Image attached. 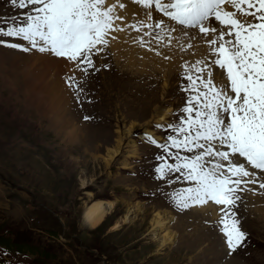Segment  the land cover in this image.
<instances>
[{"label": "rangeland", "instance_id": "rangeland-1", "mask_svg": "<svg viewBox=\"0 0 264 264\" xmlns=\"http://www.w3.org/2000/svg\"><path fill=\"white\" fill-rule=\"evenodd\" d=\"M6 13L0 0V17H11ZM112 48L96 57L99 70L85 86L100 97L89 106L100 119L89 123L82 122L75 93L61 77L63 59L12 51L0 57V242L22 247L24 264H212L232 258L237 261L225 264H264V201L255 204V196L240 204L241 228L248 236L231 254L219 231V216L210 221L200 215L203 206L178 214L166 204L161 206L166 213L159 211L160 202L136 204L135 191L143 183L119 176H128L124 171L137 169L147 155L149 148L140 138L139 145L136 135L161 122L162 110L185 104L181 87L187 81L184 70L177 69L159 74L150 90H136L131 82L143 84L142 79L121 67L128 58L122 50L117 57ZM16 57L26 58L23 69ZM43 57L57 64H44ZM120 142V152L110 159L109 150ZM98 202L114 208L91 227L85 211ZM158 211L164 216L154 224ZM201 219L209 222L207 228L198 225ZM167 232L174 237L162 245Z\"/></svg>", "mask_w": 264, "mask_h": 264}, {"label": "snow or ice", "instance_id": "snow-or-ice-1", "mask_svg": "<svg viewBox=\"0 0 264 264\" xmlns=\"http://www.w3.org/2000/svg\"><path fill=\"white\" fill-rule=\"evenodd\" d=\"M131 2L143 10V18L127 25L142 33L135 38L139 46L159 56L162 53L153 44L170 49L175 43L183 52L192 49L199 37L214 57L212 64L226 71L230 82L227 90L213 83V73L205 58L194 64L185 63L187 84L181 90L189 95L180 111L186 115L180 116L177 123L155 126L172 133L165 143L148 134L145 140L163 151V155L155 156L159 161L154 167L155 179L168 185L188 184L167 194L177 208L189 210L209 202L222 206L219 231L229 254L234 253L244 246L248 236L236 211L238 202H242L240 193L255 191L249 185L264 190V0ZM10 3L30 11L20 17H0L7 24L0 26V46L21 53L36 50L74 63L84 76L80 81L69 76L67 84L77 89L75 96L81 107L90 103L83 85L90 70H99L93 56L106 52L111 41L117 39L113 33L126 30L117 22L125 20L118 9H126L127 4L122 0L111 3L10 0ZM225 5H230L231 10ZM153 10L166 17L167 22L154 19ZM3 38H15L26 44ZM15 63L23 69L26 58L16 57ZM205 72L206 78L202 75ZM89 119L84 116V120ZM237 157L244 162L234 159ZM177 173L178 176L169 179Z\"/></svg>", "mask_w": 264, "mask_h": 264}, {"label": "bare ground", "instance_id": "bare-ground-1", "mask_svg": "<svg viewBox=\"0 0 264 264\" xmlns=\"http://www.w3.org/2000/svg\"><path fill=\"white\" fill-rule=\"evenodd\" d=\"M109 2L111 3V2H113V0H109ZM122 2H125L127 4V8L123 9V10L118 9V11L120 13L124 14L125 16L129 17L128 20H132L133 19L132 22H134V19H136V18H143V12L140 11L139 9H137L133 4H131L129 0H122ZM225 7H226L227 10H231L230 5H225ZM133 13H136L137 16L134 17ZM158 17H159V19H165L166 22H167V18L163 17L162 14H158ZM168 23H171V22H168ZM124 27L126 28L127 25L125 24ZM138 35H142V33H137L135 30L129 28L127 30V33H125L124 35H121L122 38H121V42L119 44H117L115 41L110 44V47H113L112 49H113L114 53L115 52L118 53L117 57L121 58L122 57L121 55H123V54H121V51L119 52V50H122V51H124L126 53V54L124 53L123 58H128V62H126L123 65L121 64V67L126 69V70H131V72L133 73L132 77H134V79H136V80L142 79V81H143L142 83L143 84H141L139 82V80L136 81V82H131L133 87L136 88V90H139V89H142L141 91L150 90L148 88V85L154 84L153 82H155V81H157V83H159L158 80H155V79H157L156 77L159 74H162L163 76L168 75V73L173 74L177 69H183L184 70L183 65L185 63L194 64L195 61L198 60V59L205 58L207 60V58H211L210 54L208 53V46L206 44L201 43V39L199 37L194 42V47L192 49H189V50L183 51V52L180 51V48L178 46H176L175 43H174L173 47L170 48V49L169 48L160 47V46H157V45L153 44V47H158L159 51L162 53V55L158 56V55L155 54V52H150L145 47L139 46V44L135 40V38ZM8 52H6L4 54L0 53V57H2L5 54H8ZM164 56H168V57H171V58L170 59H165ZM40 60H41V58H40ZM60 61H62V60H60ZM120 61H121V59H120ZM43 62H45L44 64H49L48 62H51V63L55 62L56 63L57 60H54L51 57L50 58L46 57V58H44ZM38 66H41V65H38ZM46 66H48V65H46ZM119 71H121L122 75H126L127 74V72H125L122 69L119 70ZM175 76L176 75H174L172 77V79H174ZM111 77L112 76H110V78ZM217 78L219 80H222L221 74L217 73ZM172 79L170 78V80H172ZM120 87H121L122 90L125 89V85L123 83L120 84ZM167 87H169V82L167 84ZM130 91L132 92V90H130ZM152 93L153 92L147 93L145 101H148L150 99V97L152 96ZM157 105H159V104H157ZM157 108H158V106H157ZM157 108H156V110H157ZM170 110L171 109H167V110H162V112H159L158 113L159 117H160V118H158L159 121H163L164 118L166 117L167 113ZM164 112H166V113L164 115H162ZM129 131H131V129H129ZM121 144L122 143L120 142L116 146L115 149L109 150V152L112 154V155H110V159H112V156H115V154L120 152ZM119 177H120L119 179H122L123 181H129L130 178H128V177H132L130 182H132L134 180L133 178H135L134 175H129V176L122 175V176H119ZM253 199L254 198H252V202H254L255 204L257 202L261 203V202L264 201V199L263 200H259V199H261L260 196H257L255 198L256 201L253 200ZM142 203L144 204V201H142V200H137L136 201V204L141 205ZM152 206H154V203H153V205H151V207ZM161 206L165 207V205H163V203L160 202V206L157 209L159 211H163V212L166 213V211H167L166 208L162 210ZM203 207L204 208H200L199 209L200 211H204V212H201L200 215H202V213H205L206 216L210 217V221H212V219L214 217L219 216V211L214 206H208V207L203 206ZM113 208H114L113 204L106 205L103 202H98V203H95V204L91 205L87 209V211H85L86 222L91 227H96L97 225H99L101 223V221L104 219L106 214H108ZM159 211L154 216V219H153L154 224L155 223H157V224L160 223L161 220L163 219L164 215L161 212H159ZM169 212H170V210H169ZM207 223H209L207 220L201 219V221L199 222L198 225L200 227H206L207 228ZM213 230H215V229H213ZM215 231L216 232L213 235L217 239L218 238V235H217L218 231L217 230H215ZM207 233H205V235H206V237H209V234H207ZM172 234L169 233V232L165 233L163 238H162L161 244L165 245L169 241H171L173 239V237H174ZM217 240L219 241V239H217ZM217 240H215V241L218 242ZM231 260L237 261V259H235V258L233 259L232 258V259H229V260H221V261H219L220 263H214L213 262L212 264H225L226 262L231 261Z\"/></svg>", "mask_w": 264, "mask_h": 264}]
</instances>
